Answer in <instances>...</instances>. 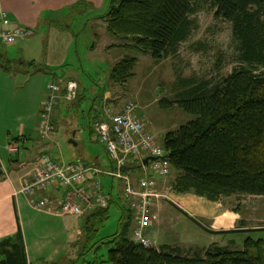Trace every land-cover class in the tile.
I'll return each instance as SVG.
<instances>
[{
	"label": "trees",
	"instance_id": "trees-1",
	"mask_svg": "<svg viewBox=\"0 0 264 264\" xmlns=\"http://www.w3.org/2000/svg\"><path fill=\"white\" fill-rule=\"evenodd\" d=\"M204 9L230 24L234 64L219 78H178L176 102L195 118L164 136L175 172L170 187L211 201L264 196V0H109L102 18L109 34L125 39L122 45L161 61L190 40L198 27L193 16ZM137 63V56L123 57L113 66L111 79L127 82ZM83 216L84 240L76 242L80 248L88 229L97 231L109 209L96 208ZM132 226L133 216L124 209L117 231L100 242L107 255L85 264H264L263 239L248 237L242 249L216 243L188 250L167 243L144 246L131 238ZM0 264H29L21 228L0 239Z\"/></svg>",
	"mask_w": 264,
	"mask_h": 264
},
{
	"label": "rangeland",
	"instance_id": "rangeland-1",
	"mask_svg": "<svg viewBox=\"0 0 264 264\" xmlns=\"http://www.w3.org/2000/svg\"><path fill=\"white\" fill-rule=\"evenodd\" d=\"M103 3L104 5L97 9L91 7L89 9H82L83 4L81 3V10H77L74 17H72L75 18V21L69 25L71 29L69 33L70 37L67 38L69 42L54 41L59 46V49L62 48V50L67 52V58L63 63L50 67L52 71L50 72L51 75L48 83L57 77L75 79L80 84L79 92L80 96H82L77 103L75 101L71 103L62 99L60 106L57 109L56 107L54 108L52 121L59 128L54 134L56 136L55 141L50 142L47 151L59 162L75 160L83 155L84 157H90L89 161L95 160L94 158L99 159L98 161L102 163V167L111 166L105 146L99 141L91 139V133H94L92 132V122L98 113L104 111V96H101L102 92L112 95L118 104H124L128 101L136 103V112L145 122L148 131L162 143L167 132L177 130L180 126L195 118L194 115L186 112L176 102L179 91L176 85L178 78H219L228 74L234 64L231 61L234 49L230 24L216 20L213 16V11L210 9H204L193 16L198 27L190 40L183 43L175 55L161 61H155L149 55L137 54L134 48L122 45V43H126L125 39L112 36L108 33L107 27L104 26L105 23L100 20L108 10L109 0L103 1ZM94 18L95 21L100 22L92 23ZM66 21L67 19H64L63 21H59V23H65ZM96 32L98 33L97 36L95 35ZM49 42L41 41L38 44L39 47L37 45L35 50L47 48ZM94 43L95 45L92 46ZM1 44L4 43H0L1 51L10 49L9 46L2 47L7 44ZM127 55L138 57V63L134 71L135 75L125 83H115L110 77L111 70L120 59ZM164 99L172 101V103L166 104L164 102L166 100ZM93 103H95V109L90 111ZM78 105L82 106V110L77 117L80 122L79 126H83L84 135L79 139L77 145V141L76 143L71 141L73 136L64 135L66 132L65 128L67 127L63 125L64 128L60 124H64V120L67 119L68 114L70 116V113H78L75 109ZM113 109L116 110V106ZM62 113L65 116H62ZM71 117H73L72 114ZM51 134H53V131ZM174 176L175 172L173 171L166 178L167 185L165 187L169 186L168 184H170ZM109 178L101 174V186L108 188ZM114 181L117 190L121 186V183L118 179ZM116 190L111 194L112 200L108 207V218L101 225L99 224L100 226L97 227V231L94 233L90 231L91 229H88L87 241L82 248L76 242L70 240V247L67 251V255L69 256H66V259L60 264H70L72 260L74 261L72 264H85L86 261H92L98 257L107 255V246L100 244V242L111 237L117 231L125 208L132 214L128 208V202L122 195V191L119 194ZM105 191L107 194L110 193L109 189ZM177 194L179 193H175V195ZM175 195L171 196L174 200H176ZM179 196L183 198L182 203L187 202L184 203V206L186 210H189V204H192L191 200L194 198L192 196L196 197V195L194 193H184L179 194ZM179 196L177 195V197ZM169 198L162 199H165L171 205ZM204 199L207 200L205 197L201 200ZM221 200L224 201L223 205H212L215 210L218 211L222 208L237 210L239 208V212L246 215L248 227H255L257 224L264 225V196L234 195L231 198L224 197ZM207 204L209 205V203ZM172 205L174 206H170V209H168L169 213L165 212L163 214L165 222L161 217V226L157 230L159 240L162 243H173L172 245H179L181 248L188 250L195 246L199 248L193 244L194 242L200 245L211 241L216 242L219 237L216 234H223H213L204 228L205 225L210 224L209 222L214 223L213 220L206 221V219L200 218V215L193 213L195 211H189L190 214L188 213V216L198 221L196 222L181 212L175 204L172 203ZM200 211L208 213L213 211V209L203 204ZM64 218L68 220L70 233L62 232L64 226L62 224L57 225V218H54L52 223H47L51 227L47 233V237L44 235L46 240L43 241V244L47 247V251H45L46 255L50 253V248L56 244L60 246L61 251L66 249L63 246L67 244L64 242L65 237L68 238V235L71 233L75 235L76 229L73 228V224H78L76 220L82 222L80 225L81 230L85 227L84 220H80V218H76L74 215H65ZM215 222L218 229L226 228V225H221V221H216L215 219ZM230 228L233 227L230 226ZM236 236L243 243L248 237L264 240V228L247 232L241 231ZM35 237H38V233L29 234L28 239L33 242ZM83 240L84 237L81 236L78 242H82ZM243 243L240 246L232 244L229 246L232 249H242ZM208 246H205V248ZM34 263L36 264V261Z\"/></svg>",
	"mask_w": 264,
	"mask_h": 264
},
{
	"label": "crops",
	"instance_id": "crops-1",
	"mask_svg": "<svg viewBox=\"0 0 264 264\" xmlns=\"http://www.w3.org/2000/svg\"><path fill=\"white\" fill-rule=\"evenodd\" d=\"M103 1L106 2V0H1V8L8 13L13 24L21 25L32 30L30 35L21 38L16 43H7V45H5L6 43L1 44L5 45L2 47L9 46V50H0V239L15 234L17 230L21 228L25 238L29 264H33L34 261H36V264H45L46 262L62 263V261L66 259V256H69L67 255V251L70 247V240L77 242L81 236H83L84 229L81 230L80 227L82 222L76 220L78 224H73V228L76 229L75 235L71 233L68 235V238L65 237L64 242L67 244L63 246L66 249L61 251L60 246L56 244L50 248V253L46 255L45 251H47V247L43 244V241L46 240L47 233L51 227L48 226L47 223H52L54 218H57V225L59 226L62 224L64 226L62 232L70 233L68 220H66L64 216L62 217L56 214L54 211V207L64 199L65 190L56 183L48 185L35 195H29L20 190L24 182L30 179L32 170L31 163L37 160L43 152L48 153L47 149L50 146V142L55 141L56 136H54V134L59 128L56 123H53V134H51L48 139H41L39 136L41 112L43 103L47 97V84L50 80V72L52 71L50 67L63 63L67 58V52L62 50V48L59 49V46L54 43V41L66 42L67 38L70 37L69 33L71 29L69 25L75 21V18L72 17H74L77 10H81V3L83 4L82 9H89V7L97 9L104 5ZM64 19H67L65 23H59V21H63ZM93 20L92 23L101 21L104 22V26L107 27L105 19L102 18L100 21H95L94 18ZM97 34L96 32L95 35L97 36ZM41 41H50L52 43L49 42L47 48H42V50H40L38 49V44H40ZM37 45L38 50H35ZM70 79L71 78L66 79L64 77L55 78V80ZM78 85L80 88L79 82ZM102 95L104 96L103 102L112 101L117 110L123 107L124 104H118L112 95L103 92L101 96ZM80 97L82 96H80L79 92V97L75 101L76 103ZM61 101L62 99H60L56 109L62 103ZM81 108L82 106L78 105L77 108H75L78 113H70V116L68 114L67 119L64 120V124H60V126L64 125L67 127L65 128L63 126L66 131L64 135L75 136L77 145L79 139L84 135L83 126H79L80 122L77 117L82 110ZM93 109H95V103H93L90 111H93ZM71 114L73 117H71ZM61 115L65 116L63 113ZM91 139L98 141L94 133H91ZM11 142L17 143L19 148L15 151H10L8 145ZM89 158L90 157L81 155L77 159L95 162L102 166V163L98 161L99 159L94 158L95 160L89 161ZM107 167L110 166H104V168ZM157 183L158 190L165 196H168V198L170 197L171 205L168 204V201L162 199L166 197H162L161 201L159 199L156 202L152 225L148 230L149 238L156 247L166 244L159 240L160 238L157 230L161 226V217L165 222L163 214L168 212L170 206H174L172 203L175 204L179 210H183L189 214V211H195L193 213L200 215V218H204L206 221L213 220L214 223L209 222L210 224L205 225L214 231L211 232L213 234L221 231L238 230L234 231V233L216 234L219 235L216 242L211 241L209 243H203L202 245L194 242L193 244L197 245L199 248H205V246L213 243L222 246H229L231 244L240 246L243 242H240L239 237L236 236L238 232H247L264 228V225L261 224H257L255 227H248L245 218L246 215L241 214L238 207L237 210L226 208H222L218 211L215 210L212 205H223L222 203L224 201L222 200L211 201L207 198V200H201L203 197L199 196V198L194 194L196 197L192 196L194 197L191 200L192 204H189V210H186L184 203L187 202L182 203L183 198L179 196V194H177L179 197L175 195L170 184L165 187V185H167L166 180L157 177ZM86 188L92 192L96 190L92 181L87 184ZM102 189L105 193V190L109 189V194L111 195L112 192L116 190L115 181L109 178L108 188L102 186ZM116 191L120 194L121 188L118 187ZM172 195H175L174 197L177 201L171 198ZM43 197H49L52 200L53 205L49 209L37 207L38 200ZM207 203H209V205ZM203 204L210 206L213 211L208 213L201 212L200 208ZM75 217L84 220V216ZM215 219L216 221H221V225H226V228L218 229ZM202 222L204 223V221ZM230 226L233 228H230ZM34 233H38V237H35L33 242L29 241V234ZM229 234L231 235L229 236ZM44 235H46V237H44ZM38 260L40 261L38 262Z\"/></svg>",
	"mask_w": 264,
	"mask_h": 264
},
{
	"label": "built area",
	"instance_id": "built-area-1",
	"mask_svg": "<svg viewBox=\"0 0 264 264\" xmlns=\"http://www.w3.org/2000/svg\"><path fill=\"white\" fill-rule=\"evenodd\" d=\"M32 33L30 28L13 24L8 13L1 8L0 0V42L16 43ZM79 95L75 80H52L47 85V97L41 112V139H48L53 131V112L60 99L74 102ZM110 101L104 102V111L95 118L92 128L97 140L102 143L111 161L104 168L95 162L83 159L56 161L49 153L43 152L31 163L30 179L25 181L21 192L35 195L52 183L64 188V199L54 207L56 214L83 216L96 208H107L111 195L103 191L100 175H106L121 183V191L132 212L131 238L134 242L150 246L148 230L152 225L156 202L165 196L158 190L157 177L166 180L173 168L163 142L150 133L145 122L137 114L133 101L124 103L121 109H113ZM19 146L8 145L10 151ZM150 158L147 163L145 160ZM92 181L95 191L86 188ZM53 205L49 197L38 200V208L49 209Z\"/></svg>",
	"mask_w": 264,
	"mask_h": 264
},
{
	"label": "water",
	"instance_id": "water-1",
	"mask_svg": "<svg viewBox=\"0 0 264 264\" xmlns=\"http://www.w3.org/2000/svg\"><path fill=\"white\" fill-rule=\"evenodd\" d=\"M71 141L74 142V143H76V138H75V136H73V138L71 139ZM76 144H77V143H76ZM149 159H150V158H147V159L145 160V163H147V162L149 161Z\"/></svg>",
	"mask_w": 264,
	"mask_h": 264
}]
</instances>
